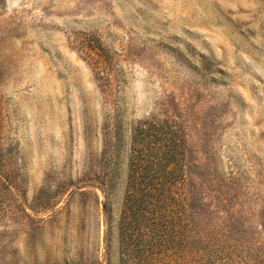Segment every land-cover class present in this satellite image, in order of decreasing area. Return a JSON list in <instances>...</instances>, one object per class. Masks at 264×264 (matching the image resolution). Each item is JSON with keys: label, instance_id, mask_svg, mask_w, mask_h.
Instances as JSON below:
<instances>
[{"label": "rangeland", "instance_id": "1", "mask_svg": "<svg viewBox=\"0 0 264 264\" xmlns=\"http://www.w3.org/2000/svg\"><path fill=\"white\" fill-rule=\"evenodd\" d=\"M151 121L185 144L170 264H264V0H0V264H125Z\"/></svg>", "mask_w": 264, "mask_h": 264}, {"label": "trees", "instance_id": "2", "mask_svg": "<svg viewBox=\"0 0 264 264\" xmlns=\"http://www.w3.org/2000/svg\"><path fill=\"white\" fill-rule=\"evenodd\" d=\"M184 145L180 132L167 121L145 122L134 131L120 230L125 264H170L171 248L181 237L178 219L184 213L179 203ZM108 263L113 264L109 253Z\"/></svg>", "mask_w": 264, "mask_h": 264}]
</instances>
